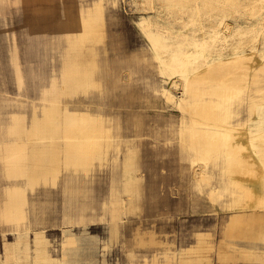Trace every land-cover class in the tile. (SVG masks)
<instances>
[{
    "label": "bare ground",
    "instance_id": "6f19581e",
    "mask_svg": "<svg viewBox=\"0 0 264 264\" xmlns=\"http://www.w3.org/2000/svg\"><path fill=\"white\" fill-rule=\"evenodd\" d=\"M5 1L0 0V12ZM167 1L179 9L191 2ZM15 2L22 3L28 27L36 29L37 46L55 66L49 75L41 72L45 84L38 103L26 99L17 104L23 113L12 115L5 157L9 180L27 177L33 187L46 184L51 175L53 182L68 174L73 223L94 221L101 214L108 220L138 216L145 210L147 191L141 173L142 146L152 135L158 142L155 150L162 142L163 154H177L189 179L192 174L193 202L205 200L216 215L223 213V225L217 251L210 242L212 234L199 232L179 256L168 242L156 238L155 231L137 229L135 245H156L150 256H141V264H212L214 252L219 264H234L240 251L231 250L225 239L264 244V52L260 49L264 19L248 30L221 22L222 32L215 31L210 41L200 43V56L181 49V36L171 27L153 23L144 31L150 48L129 52L111 28L117 0ZM155 2L142 0L145 6L154 7ZM255 3L264 10V0ZM57 10L61 16L55 15ZM246 34L251 35V45L234 47L232 41ZM218 45L234 50L207 56L206 51ZM10 66L22 91L26 74L15 42ZM141 75L145 89L179 113L177 122L164 130L148 131L143 116L131 117L128 112ZM28 151L36 158L30 170ZM4 194L0 195V231L5 238L0 264H60L62 256L49 252L44 233L35 234L32 249L29 232H22L24 190L16 186ZM8 225L18 229L13 242L6 240ZM245 254L264 264V250ZM136 257L132 250L130 264Z\"/></svg>",
    "mask_w": 264,
    "mask_h": 264
},
{
    "label": "rangeland",
    "instance_id": "374dc122",
    "mask_svg": "<svg viewBox=\"0 0 264 264\" xmlns=\"http://www.w3.org/2000/svg\"><path fill=\"white\" fill-rule=\"evenodd\" d=\"M254 1L191 0L187 7L179 9L167 0H156L154 7L145 6L142 0H117L119 8L111 28L121 47L135 52L142 47L150 48L144 34L149 24L168 25L175 34L181 36L178 40L181 49L188 48L200 56V43L203 39L210 41L215 31L221 33V22L228 21L235 29L241 30H248L263 22L264 10L254 4ZM196 4H199V8ZM3 7L0 12V94L19 98L20 91L10 66V53L15 42L26 74V84L21 93L24 94V99L38 103L40 88L45 84L41 72L45 71L49 75L55 63L47 60L44 49L37 46L33 37L36 29L28 27L22 3L6 0ZM55 15L61 16L62 13L57 10ZM233 43L234 47L248 48L251 45V35L246 34L241 40L232 41ZM234 47L222 50L218 45L208 49L206 54L209 57L226 55ZM260 49L264 52V45H260ZM139 78L135 84V98L131 100L133 107L128 110L130 116H143L145 123L149 125L146 128L153 132L166 129L170 122L176 123L179 113L145 89L146 81L142 80V75ZM176 94L181 96L180 91H176ZM156 143L158 142L151 135L145 138L142 146L141 173L147 184L145 210L138 216L124 220L121 235L116 240L110 241L109 226L105 221L89 224L86 229L74 226L70 228L73 232L67 231L63 235L65 227L62 194L53 191L46 196L41 193L39 204L46 208V222L37 228L44 229L51 253L58 258L62 256L60 264H130L129 254L132 250L137 255L135 264H141V256H150L156 245H135L137 229L143 232L155 231L156 238L168 242L173 250L193 245L195 235L199 232L215 234L223 213L216 215L205 200L198 204L193 202L196 195L190 182L192 174L189 179L185 165L177 154H163L162 142L158 144L159 150H155ZM7 239L14 241V235H8ZM238 241H248L244 244L245 248L264 250V244L258 241ZM2 251L3 236L0 231V254Z\"/></svg>",
    "mask_w": 264,
    "mask_h": 264
},
{
    "label": "crops",
    "instance_id": "0c3cea01",
    "mask_svg": "<svg viewBox=\"0 0 264 264\" xmlns=\"http://www.w3.org/2000/svg\"><path fill=\"white\" fill-rule=\"evenodd\" d=\"M24 101H26V99H24V94H22L21 91L19 93V98H11L9 96H6L5 94L4 95L0 94V157L2 158V159L0 158V195H5L4 193L8 192L9 189L14 188L16 186H19L22 188V190H24L25 200L27 199L26 200L27 204L23 207V211H24V215L26 216L25 217L26 219L22 223V232L23 231L29 232V243L31 245V248L33 249L35 247V239H36L35 234L36 233H44V238L47 239L44 229L37 228L39 225H43L46 222V218L44 217V215L46 214V211H45L46 208L44 206H40L39 196L41 195V193H44L46 196H48L53 191L60 192L63 196V201H64L63 224L65 227L63 230V234H64V232H67V231L73 232V230L70 228H72L74 226H83L84 229H86L89 224H92L95 222L105 221L108 223V226H109L110 241L113 239L114 240L118 239L119 236L121 235L122 226L125 223L124 220L127 218L126 216H123V218L120 220H108L106 218H103V216L101 214L100 217L94 221H90L87 223H73L72 214L70 211V209L72 210V208H73V206L70 204V201H71L70 194H71L72 190L69 188V175L68 174H64L61 178H58V180L56 178L53 182L51 181V180H53L52 175H51L50 177L47 178V181L49 180L48 184H47V181H46V184L44 181H42L39 184L34 185L33 186L34 188L29 186L27 177H25V178L22 177V179H20L18 181L15 179L9 180V178H7V173H6L7 172V164H6L5 160L7 158V155H9V154H7L8 151H6V149H7L6 146H9L11 144V137H10L9 130L11 129V126L14 125V123H12V115L23 113V109L20 108L17 104L22 103ZM1 148H2V150H1ZM1 152H2V154H1ZM30 154H32V153H30L28 151L27 167L29 170L32 169L34 166L35 162L32 163V161L36 160L35 157H32V155L34 156V153L32 155H30ZM33 159H35V160H33ZM50 161L53 162V159H51ZM28 164H30V165H28ZM51 167H52V165H51ZM51 171L52 170H50V173H52ZM137 175L140 176L139 174H137ZM53 186H55V187H53ZM222 225H223V217L219 220V223L215 229V234H212V237L210 240L211 244L214 245V247L216 248V251L218 249V242L221 240V226ZM4 230L6 232V240L7 241H9L7 239L8 235L13 234L15 236V234L18 232L17 227L14 225H8L4 228ZM7 233H11V234H7ZM31 234H33V236H31ZM197 234L195 235V238H196ZM2 236H3V233H2ZM14 240H15V237H14ZM4 241H5V238L3 236V244H4ZM225 242L231 244V247H230L231 250L240 251V253L237 255V260L235 261L234 264H239V262H242L243 264H251V263L260 264L256 261L249 259V257L246 256V254H245L246 252L247 253H249V252H259V253L262 252V250H256V249L251 250V249L245 248L244 244L248 241H238V240H232V239L231 240L225 239ZM48 244H49V252L51 253L49 240H48ZM235 244H237V245L235 246ZM215 253L216 252H214L212 254V259H213L212 264H219L217 254H215ZM177 254L179 256L180 249L177 250Z\"/></svg>",
    "mask_w": 264,
    "mask_h": 264
}]
</instances>
